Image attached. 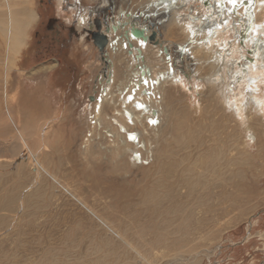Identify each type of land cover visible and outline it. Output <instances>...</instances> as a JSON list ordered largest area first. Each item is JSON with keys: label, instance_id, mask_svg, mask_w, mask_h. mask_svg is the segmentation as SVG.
Masks as SVG:
<instances>
[{"label": "rangeland", "instance_id": "rangeland-1", "mask_svg": "<svg viewBox=\"0 0 264 264\" xmlns=\"http://www.w3.org/2000/svg\"><path fill=\"white\" fill-rule=\"evenodd\" d=\"M146 1L113 0L112 20ZM96 6L81 0L78 14L58 0H0V264H264V115L226 108L209 54L195 52L200 65L183 60L182 26L162 39L157 26L149 45L168 47L186 86L164 87L171 114L164 106L157 126L130 125L147 151L131 145L110 125L114 108L96 116L105 68L120 69L110 85L116 110L125 78L122 56L107 50L106 67L79 24ZM27 13L26 43L12 58L1 23ZM239 80L229 81L232 101Z\"/></svg>", "mask_w": 264, "mask_h": 264}, {"label": "bare ground", "instance_id": "bare-ground-1", "mask_svg": "<svg viewBox=\"0 0 264 264\" xmlns=\"http://www.w3.org/2000/svg\"><path fill=\"white\" fill-rule=\"evenodd\" d=\"M107 2L108 0L101 1L103 6ZM123 2L122 5L126 3ZM197 2L199 4L196 6ZM58 6L62 7V0H58ZM119 8L117 15L119 19L116 22L112 20L109 24L111 30L108 33V39L103 36L107 39L105 47L107 41L108 45L104 47L105 49L103 48L100 58L105 65L107 64L106 67L109 65L110 69L112 60H108V51L110 56H122L121 71L122 75L125 74V78L124 82L115 86L119 97L121 96V103H119L121 108L116 110L118 101L115 102L113 99L115 98L112 95L114 87L112 91L110 88L111 82L115 84V81L112 79L113 74L105 68L97 84L101 86L102 91L98 98L99 104L96 105V116L101 113L102 107L106 104L114 108L116 117H113V121L111 119L110 125H118V129L126 132L131 145L140 149L144 147L146 150L141 132L128 134L127 130L131 124L140 125L143 120L147 121L151 127L157 126L160 113L163 112V107H166L164 97L166 88L164 87L173 81L183 83V80L179 79L176 72L167 64L174 58H171L168 47H162L155 52V48L149 45L156 38L157 33L154 28L157 26L161 28L158 36L161 39L170 37L178 25L182 26L186 40L179 44L181 46L177 49L181 51L178 55L182 56L183 60L184 56L193 55L196 64L200 65V59L196 57L195 52L201 49L209 54V63L214 70L209 80L211 84L213 82L218 84L226 108L233 110L236 114H244L251 109L257 114L264 115V91L261 88V85H264V0H147L141 10L136 12L137 14L124 12L123 6ZM26 17L24 20L17 19V21L12 18L8 25L1 23V27L7 33V43L11 45L12 58L26 43V29L34 19L32 14L27 13ZM149 19L155 20L154 23L148 22ZM87 20L88 16L85 13L80 17V26L87 24ZM135 29L143 31L144 36L134 37L132 31ZM243 30L249 31V34L244 36ZM232 34L235 35V39L231 42L229 37ZM168 40L171 41V39ZM244 40L251 46L253 58H246L243 55ZM184 43L186 44L183 46ZM239 59H242V65L238 63ZM154 64L160 67L162 64L167 66H164L165 69L157 70ZM115 69L114 79L117 76L116 72L120 71L119 66ZM236 79H240L239 92L235 95L239 98L232 101L229 96V81ZM182 85L186 86L185 82ZM173 98L170 93L169 100ZM170 104L172 102H169ZM166 108L171 114L170 109ZM120 120H124L125 124L122 125ZM98 124L101 125V123ZM126 139L124 136L125 141L122 142L127 145ZM134 154L139 156L136 152Z\"/></svg>", "mask_w": 264, "mask_h": 264}, {"label": "flooded vegetation", "instance_id": "flooded-vegetation-1", "mask_svg": "<svg viewBox=\"0 0 264 264\" xmlns=\"http://www.w3.org/2000/svg\"><path fill=\"white\" fill-rule=\"evenodd\" d=\"M70 0H62V9H65V7L67 6L69 9H77L78 14H82L83 11H85L84 9H80L78 8V4L81 0H71L72 2H69ZM98 1V6H96V8L94 9H90L87 11V16H88V20H87V24H85L84 26H86L87 28L85 29L86 32L91 34V38L93 39L94 44L96 45L97 41L95 40L96 38L99 37V35H101V37L103 38V36H106L108 39V33L111 30V27L109 26L110 22H112V16L114 14V11L116 9V2L113 3V0H108V2L104 5L106 7H102L101 5V1L102 0H97ZM118 9V7H117ZM104 13V18L103 20L101 19H94L95 13ZM80 19V18H79ZM106 42V38H103ZM107 45H108V41H107ZM106 45V47H107ZM97 46V45H96ZM105 47V45H104ZM105 47V48H106ZM104 48V49H105ZM103 49V50H104ZM100 55H102V51H100ZM105 72V71H104ZM103 72V73H104Z\"/></svg>", "mask_w": 264, "mask_h": 264}, {"label": "water", "instance_id": "water-1", "mask_svg": "<svg viewBox=\"0 0 264 264\" xmlns=\"http://www.w3.org/2000/svg\"><path fill=\"white\" fill-rule=\"evenodd\" d=\"M132 35L134 37H143L144 36V32L135 29V30L132 31ZM95 40L97 41L96 45H97L98 49H100V51H102L103 48H104V44L106 43L105 40L101 37V35H99V37L96 38Z\"/></svg>", "mask_w": 264, "mask_h": 264}]
</instances>
